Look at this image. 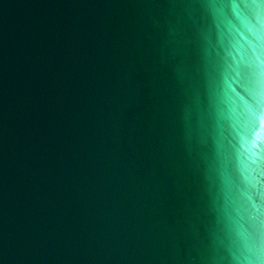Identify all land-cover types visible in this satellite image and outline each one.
Instances as JSON below:
<instances>
[{"label":"water","instance_id":"1","mask_svg":"<svg viewBox=\"0 0 264 264\" xmlns=\"http://www.w3.org/2000/svg\"><path fill=\"white\" fill-rule=\"evenodd\" d=\"M0 264H264V0H0Z\"/></svg>","mask_w":264,"mask_h":264}]
</instances>
